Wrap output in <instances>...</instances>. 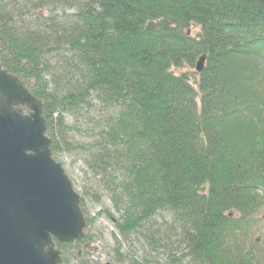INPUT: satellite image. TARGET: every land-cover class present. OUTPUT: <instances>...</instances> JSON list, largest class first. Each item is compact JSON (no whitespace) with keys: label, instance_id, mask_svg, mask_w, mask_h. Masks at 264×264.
Returning <instances> with one entry per match:
<instances>
[{"label":"trees","instance_id":"obj_1","mask_svg":"<svg viewBox=\"0 0 264 264\" xmlns=\"http://www.w3.org/2000/svg\"><path fill=\"white\" fill-rule=\"evenodd\" d=\"M0 64L43 102L54 158L74 148L68 115L97 129L85 162L118 216L102 213L144 252L114 233L118 263L260 264L264 0H0ZM84 202L61 264H88Z\"/></svg>","mask_w":264,"mask_h":264},{"label":"water","instance_id":"obj_2","mask_svg":"<svg viewBox=\"0 0 264 264\" xmlns=\"http://www.w3.org/2000/svg\"><path fill=\"white\" fill-rule=\"evenodd\" d=\"M205 61H196L198 72ZM28 90L0 64V264H60L57 243L83 239L87 222L80 194L53 157L43 102ZM82 248L100 250L91 241Z\"/></svg>","mask_w":264,"mask_h":264},{"label":"rangeland","instance_id":"obj_3","mask_svg":"<svg viewBox=\"0 0 264 264\" xmlns=\"http://www.w3.org/2000/svg\"><path fill=\"white\" fill-rule=\"evenodd\" d=\"M196 30V29H195ZM195 30H192L195 32ZM94 104L98 103L95 98H92ZM94 119L99 116L93 112ZM68 124L73 127L69 130V141L70 144L74 145V148L70 151L64 152L55 158L59 161L65 168V173L68 174L75 190L81 196L85 198V208L92 218H96L92 225L88 226V234L92 236V241L96 245L100 246L99 252L94 253L91 250L88 252L80 254L82 260L88 262V264H105L106 262H112V264H122L117 262L116 247L114 233L117 234L120 242L118 247L123 254L132 255L133 252L138 255H144L142 244L135 241L138 236L133 234L131 239H123L118 235L114 223L108 218L105 213H102L104 209H108L116 217L118 216L114 212L113 204L110 202L111 197L103 192L104 188L100 186L99 176H96L91 172L85 162V158H88L90 153V142L94 139L93 135L97 131L91 130L92 124L89 122V116L86 112L79 117H74L73 115L67 116ZM97 192V193H96ZM99 194V201L96 200L95 195ZM102 196V197H101ZM101 213V215H100ZM172 219V214L167 212H160L157 216V222L161 224L162 221H167L170 223ZM249 249L252 248L259 257L260 264H264V208L260 211L257 226L252 230L251 239L248 242ZM66 255L70 261L73 260L72 254H75L77 248L66 249ZM81 260V261H82ZM73 264H76L73 262ZM123 264H132L129 259H127Z\"/></svg>","mask_w":264,"mask_h":264},{"label":"flooded vegetation","instance_id":"obj_4","mask_svg":"<svg viewBox=\"0 0 264 264\" xmlns=\"http://www.w3.org/2000/svg\"><path fill=\"white\" fill-rule=\"evenodd\" d=\"M81 251H82V250H80V252H79V253H81Z\"/></svg>","mask_w":264,"mask_h":264}]
</instances>
